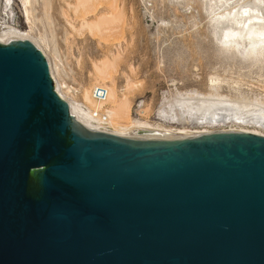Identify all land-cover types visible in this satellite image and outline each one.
I'll use <instances>...</instances> for the list:
<instances>
[{
	"label": "water",
	"instance_id": "obj_1",
	"mask_svg": "<svg viewBox=\"0 0 264 264\" xmlns=\"http://www.w3.org/2000/svg\"><path fill=\"white\" fill-rule=\"evenodd\" d=\"M0 264H264V136L80 124L36 46L7 39Z\"/></svg>",
	"mask_w": 264,
	"mask_h": 264
},
{
	"label": "rangeland",
	"instance_id": "obj_2",
	"mask_svg": "<svg viewBox=\"0 0 264 264\" xmlns=\"http://www.w3.org/2000/svg\"><path fill=\"white\" fill-rule=\"evenodd\" d=\"M45 1L53 0H0V24L35 40L38 47L10 38L32 42L51 66L53 83L69 87L77 100L92 88L94 65L115 58L114 91L127 97L130 118L149 129L264 136V40L219 42L209 0H98L83 16L70 10L77 0H54L52 18ZM102 22L113 25L102 32L84 28ZM248 49L254 53L243 56ZM60 93L67 102L73 98ZM215 119L221 121L210 122ZM114 128L136 132L127 124Z\"/></svg>",
	"mask_w": 264,
	"mask_h": 264
},
{
	"label": "bare ground",
	"instance_id": "obj_3",
	"mask_svg": "<svg viewBox=\"0 0 264 264\" xmlns=\"http://www.w3.org/2000/svg\"><path fill=\"white\" fill-rule=\"evenodd\" d=\"M53 1L52 3H50L49 1H45L44 3L45 8L43 7L47 15L50 12V16L53 15V12L55 11V6ZM96 1L98 0H77L75 5L71 6L72 8L70 10L72 11V13H74V15L79 14L78 16L80 15L83 16L86 13L90 12L91 10H94L96 6ZM209 1H210L209 4L207 3L206 11L212 24L213 35L216 37V39L219 42L224 43L227 46H233L236 44H245V43L255 44L261 40H264V2L263 1L261 0H222V1L209 0ZM24 2L28 3V0H24ZM6 4H8V2H6ZM68 8L69 7H67V9ZM25 13L28 14V11H25ZM47 19L50 20L49 18H46L45 20ZM98 25H96V27L95 26L93 27L89 24H86L84 28H86L90 33H92V31L102 32V30H104L105 28L112 27L113 24L108 22H102V24L99 25V27H97ZM10 38L29 39L25 35L18 34L13 28L2 26L0 24V43H4L6 42L7 39ZM29 40H31L38 47V44L36 43L35 40L32 39ZM252 53L254 52L248 49L247 54H252ZM115 61L117 60L113 58L112 61L104 62L100 65L99 64L94 65V72H95V79L93 78L94 83L92 85L91 90L84 89L82 91L80 100L76 99L75 93L72 90H70L69 87L55 82L54 88L56 89L57 93H59L58 95H60L61 98H62V95L60 93L61 90H64L66 94L73 95V98H71V100H68V102L66 101L69 105L71 116L80 124L119 135H125L126 134L125 132H127V130H121L114 127L124 124H127L131 129H134L136 132L167 133L168 131L149 129L146 123H141L130 118V113H129L130 106H128L129 103L127 97H125L123 94L119 96L118 94L115 93L113 88V77H112L113 75L111 76V74L114 73ZM50 70H51V66H50ZM96 86H102L107 89L108 96L104 103H97L92 99V95H91L92 89ZM94 114H96L95 117ZM160 114L165 115L163 111ZM102 115H104L105 117L104 123L101 122ZM214 116H216V114ZM226 120H228V118H226ZM235 120L244 121V118H234V120L232 121ZM218 121L221 120H216V119L210 120V122H218ZM259 123L260 122H258V124ZM261 126H264V124H261Z\"/></svg>",
	"mask_w": 264,
	"mask_h": 264
},
{
	"label": "built area",
	"instance_id": "obj_4",
	"mask_svg": "<svg viewBox=\"0 0 264 264\" xmlns=\"http://www.w3.org/2000/svg\"><path fill=\"white\" fill-rule=\"evenodd\" d=\"M92 99L97 102V103H104L107 99L108 96V92L107 89L105 87L102 86H96L92 89ZM96 116V114H94V117ZM101 122L104 123L105 122V117L104 115L101 116Z\"/></svg>",
	"mask_w": 264,
	"mask_h": 264
}]
</instances>
